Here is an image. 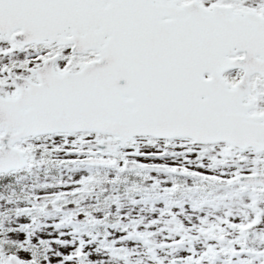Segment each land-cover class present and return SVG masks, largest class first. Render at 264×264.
<instances>
[{
  "label": "snow or ice",
  "instance_id": "6c2138e0",
  "mask_svg": "<svg viewBox=\"0 0 264 264\" xmlns=\"http://www.w3.org/2000/svg\"><path fill=\"white\" fill-rule=\"evenodd\" d=\"M0 264H264V0H0Z\"/></svg>",
  "mask_w": 264,
  "mask_h": 264
}]
</instances>
